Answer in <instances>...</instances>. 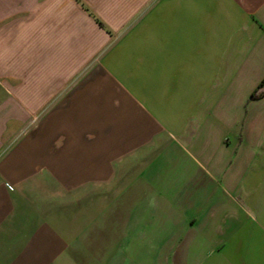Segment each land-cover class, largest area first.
Instances as JSON below:
<instances>
[{
    "label": "crops",
    "instance_id": "0c3cea01",
    "mask_svg": "<svg viewBox=\"0 0 264 264\" xmlns=\"http://www.w3.org/2000/svg\"><path fill=\"white\" fill-rule=\"evenodd\" d=\"M263 79L264 0H0V264H264Z\"/></svg>",
    "mask_w": 264,
    "mask_h": 264
},
{
    "label": "rangeland",
    "instance_id": "374dc122",
    "mask_svg": "<svg viewBox=\"0 0 264 264\" xmlns=\"http://www.w3.org/2000/svg\"><path fill=\"white\" fill-rule=\"evenodd\" d=\"M15 6H16V9H17V4H15ZM13 8V6L10 4V3H6V10L8 11V10H11ZM10 19H6L5 20V22H7V21H9ZM46 117H45V115H37V116H32L31 117V124L32 125H35V124H37V123H43L44 121H46V119H45ZM26 134V132H22V137L24 136ZM19 139V138H18ZM44 180V179H43ZM42 181V180H41ZM44 183H45V180L43 181ZM48 195H46V197H47ZM55 197V202H54V204L55 205H60L61 203V200H62V196H60V195H55L54 196ZM70 197H72V196H70ZM73 197H76V196H73ZM261 197V200H262V198H263V200H264V196H260ZM57 200H59L58 202H56ZM71 203H73V202H71ZM70 203V204H71ZM262 205H263V213H264V203H262ZM71 207H73L72 205H71ZM252 213V212H251ZM252 215H254L253 213H252ZM255 219H257V220H260L261 222H264V214L263 215H261V216H258V214H256L255 216Z\"/></svg>",
    "mask_w": 264,
    "mask_h": 264
},
{
    "label": "trees",
    "instance_id": "16d2710c",
    "mask_svg": "<svg viewBox=\"0 0 264 264\" xmlns=\"http://www.w3.org/2000/svg\"><path fill=\"white\" fill-rule=\"evenodd\" d=\"M264 98V79L257 86V88L253 91L249 98V103L252 101L260 100Z\"/></svg>",
    "mask_w": 264,
    "mask_h": 264
}]
</instances>
